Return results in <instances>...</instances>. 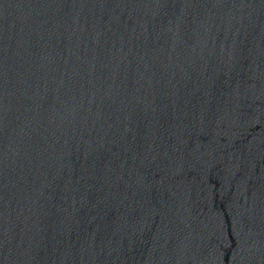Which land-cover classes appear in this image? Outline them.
<instances>
[{
	"label": "water",
	"instance_id": "water-1",
	"mask_svg": "<svg viewBox=\"0 0 264 264\" xmlns=\"http://www.w3.org/2000/svg\"><path fill=\"white\" fill-rule=\"evenodd\" d=\"M0 264H264V0H0Z\"/></svg>",
	"mask_w": 264,
	"mask_h": 264
}]
</instances>
